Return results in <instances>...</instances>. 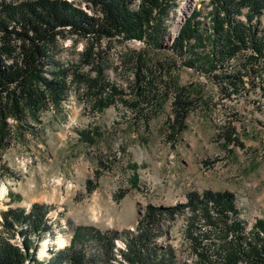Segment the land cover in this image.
Returning <instances> with one entry per match:
<instances>
[{
  "label": "rangeland",
  "instance_id": "1",
  "mask_svg": "<svg viewBox=\"0 0 264 264\" xmlns=\"http://www.w3.org/2000/svg\"><path fill=\"white\" fill-rule=\"evenodd\" d=\"M69 1L99 12L86 1ZM176 2L166 19L169 38L160 48L137 39H105L98 47L104 56L101 81L110 85L107 107L94 108L95 87L77 82L62 111L42 114L40 122H33L34 130L17 134V121L9 118L11 135L0 152V185H8V193L0 198V232L8 209L29 212L35 203L48 205L51 231L39 239L33 235L39 260L67 248L78 226L138 233L150 205L184 204L193 191L234 192L239 218L248 228L264 217V68L249 75L245 89L226 94L212 74L187 67L186 59L172 49L173 37L195 9L203 12L199 19L209 23L213 7L211 0ZM239 19L246 21L244 14ZM260 27L264 29V14ZM86 44V37L70 34L60 38L53 57L97 78V69L80 58ZM141 56L143 68L138 67ZM184 86L196 101L178 124L177 114L184 112L173 104L175 87ZM188 216L184 211L164 214L152 243L172 246L178 263L191 262L194 255ZM209 229L202 221L200 232ZM18 231L4 235L23 247L25 234ZM115 242L121 262L119 249L126 244L121 238ZM96 248L89 240L88 254Z\"/></svg>",
  "mask_w": 264,
  "mask_h": 264
},
{
  "label": "trees",
  "instance_id": "2",
  "mask_svg": "<svg viewBox=\"0 0 264 264\" xmlns=\"http://www.w3.org/2000/svg\"><path fill=\"white\" fill-rule=\"evenodd\" d=\"M82 1L99 12L85 11L69 0L1 1L0 152L11 135L9 118L17 121V134L34 130L33 122H40L42 114L51 109L62 111L73 83L95 87L94 108L107 107L111 103L110 85L101 81L104 56L98 47L105 39L109 43L137 39L152 49L160 48L170 34L166 19L178 6L176 0ZM211 5L209 23L201 21L203 12L195 9L173 37L172 49L186 59L187 67L212 74L226 94L240 92L249 75L261 74L264 68V29L260 27L264 0H211ZM241 14L246 21L239 19ZM70 34L87 38L80 58L97 69V78L55 61L53 50L60 38ZM137 61L138 67L146 66L142 56ZM261 89L264 94V87ZM195 101L186 86L175 87L173 104L184 112L177 114L178 124ZM228 136L232 140V132ZM48 211V205L35 203L29 212L11 208L3 213L4 231H12L14 236L21 227L18 233L25 238L22 247L0 232V264H102V260L107 264H264V217L248 228L239 218L236 195L229 190L193 191L184 204L166 208L150 205L138 233L78 226L67 248L55 250L41 261L33 235L39 239L51 231ZM179 211L189 214L187 232L194 251L191 262L178 263L172 246L152 244L161 217ZM202 221L210 228L207 233L200 232ZM119 238L126 244L125 249H119L121 262L115 250ZM92 239L97 248L88 254L87 244Z\"/></svg>",
  "mask_w": 264,
  "mask_h": 264
},
{
  "label": "bare ground",
  "instance_id": "3",
  "mask_svg": "<svg viewBox=\"0 0 264 264\" xmlns=\"http://www.w3.org/2000/svg\"><path fill=\"white\" fill-rule=\"evenodd\" d=\"M8 193V185L3 183L0 185V198L4 197ZM61 243H64V240H61Z\"/></svg>",
  "mask_w": 264,
  "mask_h": 264
}]
</instances>
